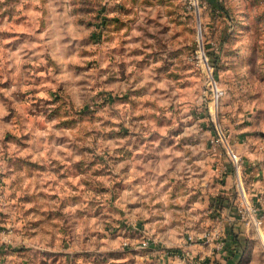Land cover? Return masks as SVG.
<instances>
[{"label": "rangeland", "instance_id": "rangeland-1", "mask_svg": "<svg viewBox=\"0 0 264 264\" xmlns=\"http://www.w3.org/2000/svg\"><path fill=\"white\" fill-rule=\"evenodd\" d=\"M198 161L264 215V0H0V264H264L252 228L164 255Z\"/></svg>", "mask_w": 264, "mask_h": 264}, {"label": "crops", "instance_id": "crops-1", "mask_svg": "<svg viewBox=\"0 0 264 264\" xmlns=\"http://www.w3.org/2000/svg\"><path fill=\"white\" fill-rule=\"evenodd\" d=\"M202 161L201 162L198 161V166H197L199 167L198 173L202 172L203 170L209 169L210 172L208 174H206L204 177H200L198 173L191 174V170H190L191 167L189 165L190 169L187 167L188 169L186 170H190V172L187 171V174L177 176L176 178L177 180L175 178L173 179L172 178L173 176L171 175H166L163 179V182L167 183V186H169L171 192L165 190L164 194L166 195V197L167 195H171L174 199L178 198V202H180L183 205L179 206L177 204L176 206L177 211L182 210V213L186 211L187 214L193 215L192 216L193 219H195V217L196 219H199L197 218V216H199L201 212L208 213L210 219H205L204 222L202 221L199 224V226L205 222H208L209 224V226L208 224H204L206 228L204 229L203 233L210 234V232L216 227V229L218 230L219 228L224 229L227 230L229 234L232 235L238 234L239 237L244 238L248 228H246L239 221V219L237 218L234 212L228 209V199L232 191L231 189L233 188V181L230 179L231 176L229 175L227 176L225 174L223 184L219 186L218 180H216V178H214L213 176L214 172L213 170H211V166L205 165L206 162H202ZM174 183L176 184V186L173 185ZM173 187H176L177 189L172 190ZM219 189L222 191H220L221 196H219L218 198ZM143 196L144 195L142 194L139 195V197H143ZM219 212H220L219 215L220 217L218 216L216 217V215H218L217 213ZM214 216L216 218H214ZM188 229L191 230V228ZM203 233L199 234L197 238L201 237ZM217 246H218L217 243H215L210 237L207 239L204 238L201 239L199 243H195V242L187 243L185 240L181 239V242H179V244H177L176 246V248L177 247L179 248V249L177 248L178 250H175V252L166 250L164 255H166V258H168L169 256L180 257L184 253L183 251L186 250L191 253H194V255H197L199 259H201V257L202 258L206 257V259L207 257L213 258L214 255L210 256L208 254L214 253L215 250L218 249ZM230 247L233 249L232 251H235L237 249L236 243H233L232 241ZM232 251L230 250V252ZM189 252L187 254H189ZM225 256L227 257L228 264L233 263L235 261L234 256L230 257V254L229 255L226 254Z\"/></svg>", "mask_w": 264, "mask_h": 264}, {"label": "built area", "instance_id": "built-area-1", "mask_svg": "<svg viewBox=\"0 0 264 264\" xmlns=\"http://www.w3.org/2000/svg\"><path fill=\"white\" fill-rule=\"evenodd\" d=\"M234 165H237L236 160H231ZM238 179V178H237ZM228 209L235 213L239 221L248 229L257 230L261 241H264V215L261 207L257 202L252 200L250 194L243 188L242 185L237 184L236 189L233 194L231 193L228 199ZM220 232L216 227L208 233H203V235L197 239L189 237L190 241L199 243L201 239L211 238L215 243H217V248H220L222 241H220ZM219 238V239H218ZM264 245V242H263Z\"/></svg>", "mask_w": 264, "mask_h": 264}]
</instances>
